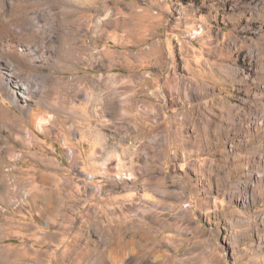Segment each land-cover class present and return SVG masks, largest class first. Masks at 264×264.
I'll return each instance as SVG.
<instances>
[{"label": "clouds", "instance_id": "9594fccd", "mask_svg": "<svg viewBox=\"0 0 264 264\" xmlns=\"http://www.w3.org/2000/svg\"><path fill=\"white\" fill-rule=\"evenodd\" d=\"M52 4L59 11L46 18L51 31L21 33L10 0H0V94L19 114L0 123V151L33 132L57 135L68 107L77 123H103L109 135L93 145L100 152L69 160L83 173L77 192L91 190L99 199L105 185L132 192L136 198L123 202L137 206L126 217L133 237H155L118 246V226L87 227L84 264L117 257L127 264H198L205 254L211 264L224 257L264 264V0H84L96 15L108 14L112 31L144 43L120 53L123 71L115 81L90 53L75 55L97 72L68 63L63 6ZM87 26L94 27L90 20ZM94 128L78 129L81 138L88 133L92 141ZM113 160L118 166H109ZM181 246L199 250L179 255Z\"/></svg>", "mask_w": 264, "mask_h": 264}, {"label": "rangeland", "instance_id": "374dc122", "mask_svg": "<svg viewBox=\"0 0 264 264\" xmlns=\"http://www.w3.org/2000/svg\"><path fill=\"white\" fill-rule=\"evenodd\" d=\"M58 2L63 6L66 21L61 39L68 63H78L83 71L97 72L95 65L90 68L88 60L81 59L90 53L91 57L99 58L106 66L109 79L115 81L113 74L123 71L120 61L124 57L120 53L135 51L144 47V43H137L138 37H130L121 29L112 31L106 23L108 14L101 12L96 15V10L87 8L84 0ZM57 11L59 9L52 4V0H10L9 5V15L21 33L27 29L51 31V27L46 25V18ZM89 20L94 27L87 26ZM93 32L98 34L92 36ZM145 43L151 44V40ZM77 51L81 57L75 55ZM110 64L112 66L107 67ZM14 114L19 115L7 96L0 94V123H8ZM164 115L167 116V113ZM145 124L148 125L144 128L147 133L151 121L146 119ZM90 125H95L92 141L88 133L81 138L78 130ZM106 135H109V130L103 123L97 124L95 120L88 124L83 120L77 123L72 107H68L62 123L57 125V135H49L46 130L33 132L34 138L25 136L22 141L13 144L12 149L0 151V264H72V261L84 264L88 249L81 240L85 229L96 225L102 228L118 226L119 233H112L118 246L131 244L134 239L140 243H144L145 239H155L152 235L142 237L139 233L133 237L130 231L133 221L126 217L135 212L137 206L124 203L123 198L134 200L136 197L132 192L109 185L101 191L103 199L93 196L91 190L77 192L80 182L76 177L83 173L74 165L70 168L69 160L76 159L74 154L99 153L100 147L93 148V145L101 144ZM156 139L153 137L154 142ZM111 165L118 166V161H111ZM40 189L52 195L46 197V202L39 194ZM140 195L147 198L151 193L142 191ZM146 202L151 203L147 199ZM138 215H142L144 221L154 228L159 226L151 215ZM163 248L168 252L174 251L168 244H163ZM181 248L179 255L199 250L197 246L188 250L183 246ZM217 250L223 255L221 248ZM132 254L130 251L129 257ZM224 262L231 264L228 257H224ZM113 264H127V261L117 257ZM154 264L161 262L156 260ZM198 264H211L207 254Z\"/></svg>", "mask_w": 264, "mask_h": 264}, {"label": "crops", "instance_id": "0c3cea01", "mask_svg": "<svg viewBox=\"0 0 264 264\" xmlns=\"http://www.w3.org/2000/svg\"><path fill=\"white\" fill-rule=\"evenodd\" d=\"M54 178H55V179H58L59 177L54 176ZM39 191H40L39 194H40L41 196H43V199L45 200V202H46V197H47L48 195L52 196L51 193H49V192L46 191V190L43 192V191L40 189Z\"/></svg>", "mask_w": 264, "mask_h": 264}, {"label": "bare ground", "instance_id": "6f19581e", "mask_svg": "<svg viewBox=\"0 0 264 264\" xmlns=\"http://www.w3.org/2000/svg\"><path fill=\"white\" fill-rule=\"evenodd\" d=\"M53 199V198H52ZM50 200V199H49ZM115 261V260H114Z\"/></svg>", "mask_w": 264, "mask_h": 264}]
</instances>
